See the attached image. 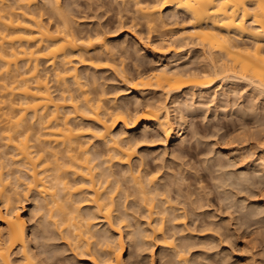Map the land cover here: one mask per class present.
Listing matches in <instances>:
<instances>
[{
    "label": "bare ground",
    "instance_id": "obj_1",
    "mask_svg": "<svg viewBox=\"0 0 264 264\" xmlns=\"http://www.w3.org/2000/svg\"><path fill=\"white\" fill-rule=\"evenodd\" d=\"M11 1L0 0V141L2 142H0L2 144L0 145V206L2 205L5 210L4 215L0 212V224L3 226L0 231V264H42L40 257L38 259L36 252L32 250L30 243L32 240L27 234V223L16 205L21 204L18 198L21 192L19 190L26 191L25 194L34 192L38 195L34 197L39 198L42 203L39 204L43 209L42 215L46 212L44 218L47 217L53 229L56 227L57 231L64 234L66 239H63L67 240L68 244L74 245L73 248L78 250V255L79 253L86 255L94 264H98V259L103 264H128L124 260L126 247L123 240V229L127 226L124 225V228L122 225L128 224L129 213L127 214L124 206L123 211L118 210L116 206L117 197H119L117 195L121 193L119 189L122 190V188L116 183L115 186L113 185L114 188L112 187L111 181L114 180L112 178L115 174L111 172L113 168L111 169L110 165L114 166L116 163L120 164L119 166L131 165L133 157H136L134 155L138 143L135 141L132 144V139L129 138L131 136L128 134L141 128L140 126L155 127L157 134L159 133L158 137L159 135L165 137L167 144L170 140L181 141L184 136L182 127L187 121L186 117L190 110L189 104L186 106L180 101L183 95L188 96L192 102L199 99L203 102L208 101L207 105H211L218 102L217 98L221 93L230 90L234 94L247 92L249 97L252 95L257 100L260 98L264 101V0H152L151 2L134 0L135 12L144 22V27L149 30H147L148 34L151 31L153 33V29L156 30L160 23L165 24L162 22L161 15L167 9L175 12L174 15L171 14L175 17L173 24L171 23L173 27L181 25L177 21L179 19H176L177 16H180L179 18L186 25L182 28L180 37H174L175 35L171 34V39L162 40L160 46L159 42L157 45L149 43L153 45L150 46L152 57L162 59V56L172 51L175 55L173 59L177 61L188 59L193 62V50L197 48L198 53H201L198 55L206 61L204 64L207 63L206 67L204 65L205 68L200 70L191 68L184 70L176 66L172 68L169 64L162 63L160 70L148 74L142 73L143 68L138 69L136 61L135 68L137 66V69L141 70L137 77L132 76L135 77L134 79L130 78L131 75L128 77V74H125V67H122L123 69L118 67L125 65L124 59L120 57L118 61L115 60V48L104 38L103 30L97 31L99 28L97 27L94 33L92 31V34L89 32L84 36L85 33L83 35L82 32H77L76 26L77 31L73 28L75 21L71 17V9L69 10L71 5L68 4L71 6L69 8L63 7V0H42L43 4H40L39 0ZM46 13L49 17H46ZM43 17L48 18V21ZM171 19L173 21V18ZM133 21L132 25H134ZM118 24L120 26L118 34H120L126 25L123 21H119ZM137 26L139 25L135 24L131 27ZM137 37H135V44L148 52L150 49V47L147 48L148 44L145 46L142 36L141 39ZM245 39L249 42H243ZM127 55L125 57L129 56ZM102 58L104 60L107 58L106 63L109 59L113 63L119 62L117 63L119 65L116 66L115 62L113 66L110 61L102 65ZM120 59L123 60L121 65ZM200 59L199 61H202ZM111 63L112 72L119 71L117 68L121 69L120 73H123L121 76L125 78L123 82L126 81L129 88L139 93L141 98L147 90L158 91L161 98H158L156 103H150L145 99L148 101L146 105H143L142 109H137L140 108L138 105L136 111L132 109L134 113L129 112L128 104L120 107L121 105L118 106L113 102L115 105L112 104V107L110 104L112 100H108L109 95H106L107 93H104L101 87L102 93L99 91L100 94L96 93L99 95L97 98H91L95 90V88L91 89L92 83L93 87L96 86V90H99L97 89L99 86L96 85L97 75L93 74V78L90 75L92 80L89 81L91 84L89 85L85 75L88 77L90 73H84L83 79L80 69L87 67L88 70L92 68L98 71L104 66L111 69ZM43 67H49L53 71L52 82L56 84V87L51 85V77L48 76L50 71ZM45 70L49 72L46 73ZM88 89L93 92L87 91ZM90 91L92 93H89ZM129 93H131L130 90ZM107 101L110 105L106 103ZM173 106L178 113V116L175 114L176 118L173 117L174 110L171 109ZM174 118L180 128L176 135ZM84 121H90L93 125L88 124L89 126L86 125V127L83 125ZM119 124L123 125V129L116 132ZM149 133L146 132L144 138ZM94 140H99L105 145L103 147L107 150L105 153L108 157L104 152H102L103 156L99 149L98 151L93 147L96 143ZM2 149L9 151L3 155L5 151H1ZM233 153L235 155L236 152ZM256 160L258 161L253 163L254 170L251 171L264 169V149ZM243 161L245 159H242ZM131 170H129L131 174L134 172L131 179L135 185L132 187L133 181L130 180L132 182L130 186L140 193L141 206L145 207L147 204L145 208L149 214L146 213L149 221L146 225L150 226L148 229L150 232L147 231L146 234L145 230L143 232L141 230L143 236L141 233L139 235L143 237L142 240H150L151 237L160 234L163 238L160 239L161 245L176 251L173 253L178 257L180 264H191L190 259L185 258L186 253L181 250L182 248H180L181 251L177 249L176 240L174 241V235H172L175 233L170 234L172 236L165 235L166 221L171 216L176 222L179 217L175 216L177 214L175 213L177 211H174L175 206H171V209L170 204L169 207L166 206L170 203L166 202V199L165 206L168 209L161 207L163 210L156 211L157 199L154 200L153 196L156 198L159 192L156 189L158 177L151 173V176L146 177V170L144 173L143 169L145 180L141 170V172L138 171L139 169L136 170L137 173ZM145 184L148 185V190ZM153 187L156 188L153 189ZM142 193L145 196L141 195ZM147 194L153 196L147 198ZM114 196H117V200ZM17 201L20 202L17 203ZM83 203L87 204V208L90 207L86 214H82L83 211L80 208ZM175 209L178 210V208ZM172 214L176 218L172 217ZM158 215H161L160 221L156 222L157 219L159 220ZM171 221L168 224L174 223ZM100 222L108 227L103 228L104 230L97 228ZM143 243L146 242L143 241ZM146 244L148 245V242ZM16 250L20 260L14 262L12 255L17 254ZM187 251L189 253V250ZM100 261H98L99 264Z\"/></svg>",
    "mask_w": 264,
    "mask_h": 264
},
{
    "label": "rangeland",
    "instance_id": "obj_2",
    "mask_svg": "<svg viewBox=\"0 0 264 264\" xmlns=\"http://www.w3.org/2000/svg\"><path fill=\"white\" fill-rule=\"evenodd\" d=\"M63 1H64L62 2L63 7L69 8L72 6L71 8H69V10L71 9L70 13L72 14V16L71 15L70 16L75 21L73 24L74 26L73 28L76 31L78 29L77 32L79 33L82 32L83 35L85 33L84 36H86L88 35L89 32L90 34H92L91 33L92 31L94 33L97 27H99L97 31L101 29L103 30L102 32H105L104 38H106L109 44H111V46L112 47L114 46L115 48L114 50V54H116L115 60L117 59L116 61H118L120 57L121 58L123 57L124 61L120 59V65H121V60L125 62L124 63L125 65L123 64L124 66L121 65L120 67L118 66L119 64L117 65V63L119 62L115 61L116 66H118L121 69H123L122 67H125L124 68V70L126 71L125 74L126 75L128 74V77L131 75L130 78L132 76L137 77L138 72H140L141 70V69L138 70L139 68L144 69L141 70L142 73H148V74L154 73L161 69L162 63H167L172 68L175 66L179 68L181 67L180 69L184 68V70H190V68L192 70H196V69L200 70V69H204L207 65V63L204 64L206 61L204 60L205 61L204 62L201 56L198 55L200 52L198 53L197 48H195L196 50L195 49L193 50V59H192L193 62H190V60L188 59L186 60L181 59L177 61L174 58L175 59L174 60L172 57H174L175 55L174 52L172 51L168 52L169 54L167 53L165 56H162L163 57L162 59L160 57L159 58L152 57L150 53L152 47L150 46H153L152 45L153 43L154 45L155 44L157 45V43L159 42L158 45L160 46V43L163 42L162 40H168V38L171 39L172 35H175L174 37H180L181 32H183L182 28L186 26L184 24L185 22L179 18L180 16H177L178 18H176L181 21L180 22L179 20H177L179 24H181L178 25L180 27L172 26L173 24L172 22H174L175 20L174 19L175 17L172 16L174 15L173 13L175 12L171 11V9L165 10L164 13H162L163 15H161L163 19L162 22H164L165 24L163 23L164 25H162L160 23L159 26H157L158 27L156 29L157 31L153 29L155 32L153 31L152 33L151 31L150 32L151 34L150 33L148 34L149 30L146 27H144L145 26L144 22L138 18L139 15H137V13L135 12L136 8L134 7L133 4L134 0L132 1L131 0H63ZM142 1L146 2L147 0H142ZM151 1L152 0H148L147 2H151ZM39 2H41L40 4L44 3V1L42 0H39ZM68 4L71 6H68ZM47 12H49V10ZM47 15L46 17H49V15L48 16ZM135 15L137 16L135 17ZM46 17L45 18L43 17L44 20L48 19ZM134 17H135V22L133 21ZM171 18H173V21H171L172 20ZM121 20L123 21V23H125L124 25L126 26L124 30H121L120 34H118L119 33L118 29H120L118 28L120 27L118 26L119 25L118 22L119 21L122 22ZM132 21L134 25L136 24L141 26L140 27L137 26L138 28L131 27L134 26L132 25ZM140 21L141 23L142 22L143 23L142 24L139 23ZM75 26L77 27V29L75 28ZM160 26H165V27L160 28ZM138 32H140L138 34L139 37H137ZM135 37L139 39L142 38L144 40L142 41L145 44V46L146 44L149 45V43H152L149 46L147 45L148 49L150 47L148 52L143 50V48L138 44H135L136 43ZM243 42L248 43L249 41L248 40L246 41L245 39V41L243 40ZM123 46H125L127 50H125ZM116 52H118L119 56ZM128 52H129L128 55L130 57L127 55ZM122 53L123 54L125 53L124 56ZM126 55L129 58L125 57ZM131 56L133 58H131ZM198 58L199 59L201 58L200 60H202L203 63L202 61H199ZM109 61L110 60L108 59V63L112 62ZM136 61H137V66H139L138 69L137 66L135 68ZM106 62H107V58L106 60L102 58V63H103L102 65L108 64ZM115 62L114 63L112 62L113 66L115 65ZM112 63L110 64L111 69H107L106 66H104L105 70L104 68H102L103 70L101 69L98 71L97 70L95 71L90 67L89 70L87 69V67H83L86 69H83L82 67H80L82 69L79 68L80 69L79 72L82 73L83 79H84V73H88V74L90 73L89 75H87L88 77H86L85 75L86 82L87 79L88 82L92 80L93 74L97 75L96 76L97 79L96 78L95 79L97 83L98 82L100 83V84L96 83V85L99 86V88L97 87V89L99 90H96V86L93 87V83L91 89L93 90L95 88L96 91L93 90L94 91L93 92L91 89L87 90V91L91 90L94 93L93 94L94 96L91 94L92 95V97L90 96L91 98L94 97L97 98L99 96L98 94H100L99 91L102 88L104 90V93H107L106 95H109L107 97L109 98L108 100H112V102L110 101L111 106L112 104L113 106L117 104L118 106L121 105L120 107H122V105L123 107H125V105L127 106L128 104V108H130V110L128 108L127 109L129 110V112L133 111V113L134 110L136 111V107L138 105H140V108L137 109H142V107H144L146 105L145 103H147L148 101H150V103L151 102L156 103V100L158 98H161V96H159L160 94L158 95L159 92L158 91L153 92V90H147L148 92L146 91L144 93L145 95L143 96V98H141L140 95H138L139 93L129 88L128 86L129 84L126 83V81L123 82L125 78L121 76V74L123 75V73H120L121 69L116 67L117 70L119 71H116L113 68V70H115L116 72L113 71L115 74L112 72ZM132 67H134L135 69ZM43 69H47L51 72V74H49L50 72L47 71L49 72L48 73L49 78L51 77L50 80L52 83L51 85L56 87L55 86L56 84H53L52 82L54 76L52 75L53 71L50 70L51 68L43 67ZM90 75L92 78L90 77ZM135 77L132 78L134 79ZM90 82L88 83L89 85H91ZM83 83H85V81ZM88 84L85 85L88 86ZM129 90L131 93H129ZM91 91L89 93H92ZM224 92L221 93L217 98V100L219 99L218 102L216 101L212 103L213 105L212 104L207 105L208 101L203 102L199 99L197 101L192 102L190 101V98L188 96L183 95V97L180 98V101L182 103H185L186 106L189 104L188 106H190L189 107L190 113L188 112L189 115L187 114L186 117L187 121L182 127L183 128L182 134H184V136L181 138V141L170 140V143L167 144L165 137L161 135H159L158 137L159 133L157 134L155 127L150 125L147 128L144 126H140L141 128L135 131H131L128 134V136H131L129 138L132 139L131 140L132 144H134L135 141L138 143V146H136L137 143L136 145H134L136 146L135 149L137 155L136 154L134 155L136 157H133L132 159L133 161H131L132 162L131 165L121 164V166H119L120 164L118 163H116V165L114 166H112L113 164L110 165L111 169L113 168L111 172H114L116 177L115 178L113 176L114 178H112L114 179L111 181L112 187L114 188V186L118 184L122 188V190L119 189L121 191V193H119L120 195L119 194L117 195L119 197L114 196L115 199L116 197L118 199V200L116 199L117 200L116 206L118 210L122 209V207L124 206L123 208L126 209L125 211H127V214L129 213L128 216L129 219H127L128 224L126 223L127 224L126 225L123 223L122 225L123 227L125 225L128 228V230L127 228L123 229L124 232L123 240L126 247V254L124 256V260L126 261V263L128 264H178L179 263L178 262L179 260L177 259L178 257L174 254L176 253V251L174 252L173 249L171 251L170 248L168 249L161 245L160 241L162 240L160 239L163 238L160 234H158L156 237L155 236L151 237V239L149 238L150 240H146V239H145L146 241L144 239L142 240L143 238L141 237L143 236L142 232L145 230L147 234V231H149L148 229L150 227V226L147 227L148 225H146L147 222L149 223L148 217L146 216L148 214V211L146 210L147 208H145L147 204L145 205V207L141 206V201L139 200L142 199L141 198L142 196L140 197L139 196L140 193L136 192L135 189L131 188V186L133 187V185H135L134 181L131 179L133 178L134 172L132 173L133 174L132 175L129 170L132 169L133 171H136L139 169L138 171L141 172L144 169V173L146 170L145 173L146 175L142 171L143 174L141 175H143V177L144 175L146 177L147 175L148 176L154 175L158 177L157 178L158 185L157 186L155 185L158 188L156 187L155 188L157 189V192L159 191L158 192L159 195L157 194V197L155 198L153 195L149 196L150 194H147L148 195L147 198L153 196L154 200L157 199V201H155L156 203L154 202L157 206L156 211L159 210L160 212L161 210L164 209L163 207H165L166 209L167 208L166 206L169 207V204H170L169 207L170 209L171 206H175V208H178L177 210L173 207L174 211H177L175 213L181 215V216H178L177 214L175 215L180 219L177 218V221L174 222L170 216V219L175 223V224L173 223L174 227L176 225L174 229L175 231L173 230L174 228L173 224L172 223L168 224L171 221L169 219L168 221H166L167 224L165 223L166 224L165 231L168 232V233L165 232V235L167 234L169 236L174 235L173 239L174 241L176 240L175 243L177 249L180 250V248H182L181 250L186 254L183 252L182 253L186 255V256L184 255L186 259L189 258L191 260V261L189 260L191 264H264V169H260L262 173L259 170L251 171L254 170L253 168L254 165L253 163H255L254 161H258L256 159L259 158V155H261V152L264 149V101H262L260 98L259 100H257L256 97L252 95H251L252 98L249 97V94L247 92H243L247 96H245V94L241 92L240 93L235 92L234 94V92L232 93L230 90L229 91L226 90ZM145 99H147L148 101ZM106 103L110 105L108 101ZM171 109L174 110L173 117L176 118L178 116V113L175 110V107L173 106ZM175 118L173 122H175L176 124L175 125V129H176L175 135H176L179 132L180 128H178L179 125L177 124L176 122L177 120H175ZM88 124L91 125L92 122L90 123V121H84L83 123V125L85 126ZM122 129H123V125L119 124V127L117 128L116 132H119ZM146 129L148 131H146ZM34 132H32V134ZM146 132H150L149 135H151V137L149 135L147 136L145 135L146 138H148L147 140L146 138H144V134H146ZM87 139H89V136H87ZM31 142L33 143V140ZM94 142L93 143L95 145L93 147L95 149L97 148L96 150L99 149L100 151L99 150L98 151L100 153L102 152L105 153V151L107 152V150H105L103 147L105 145L102 144L99 140H94ZM1 143L0 145H2ZM180 148H185V149H180ZM1 151L4 152L5 150L2 149ZM6 151L3 155L8 153V152L6 153ZM234 151L239 154L235 153L234 155L233 153ZM104 153H102V155ZM232 153H233V157L231 155ZM105 155L107 156L108 154L105 153ZM242 159L243 160L245 159V161L242 162ZM127 169L128 172L126 171ZM135 173H137V171ZM243 173L245 174L243 175ZM130 175H132V177H130ZM136 175L137 174H135V176ZM146 177H144L145 180ZM238 178L240 179L238 180ZM130 180L133 181V184L131 186L130 184L132 182ZM147 186L148 185H146V189L148 190ZM155 188L153 187V189ZM165 189L167 190V192ZM137 190L140 192L138 187ZM19 191L21 192L19 193V197L18 196L17 197L21 200V204L19 203L16 205L19 208L20 213L22 214L23 218L27 223V234L29 239L32 240L30 241L32 250L33 252L34 251L36 252L34 253L36 254V257H38V259L40 257L42 264H94L93 262L88 260L86 255L83 256V254L81 253H79L80 255H78V250H74L75 248H73L74 245L68 244L69 242H67V240L65 241L66 238L65 236H63L64 234H62L60 231H57V229H55L56 227H54L53 229V226L50 225L51 223L48 222V220L46 219L47 217L44 218L45 216L44 214L46 212L44 210L45 213L43 212L44 214L42 215L41 211H43V209L42 207H40L42 203L39 198L37 199L38 197L37 194H35L34 192L31 193L27 192L28 194L27 195L25 194L26 191L25 192H22V190ZM34 195L35 196L37 195V197L35 198ZM141 195L145 196V194L143 193ZM151 199L152 198H150V200ZM165 199L166 202H170L168 203V205L165 204ZM150 200L148 202H150ZM160 201L163 202L161 203ZM18 202L20 201H17V203ZM36 206L37 208L40 207L38 208L37 211H36L37 209ZM80 208L83 211L82 214H86L87 212H89L88 209L90 207L88 206L87 208V204L83 203L81 204ZM22 210H24V212ZM0 212L3 215L5 214V210L4 208H2V205L0 206ZM130 214L132 215V217ZM160 217L161 215L158 217L159 220L156 218L157 219L156 222L160 221ZM172 217H174L173 214ZM114 219L115 221H117L116 218ZM156 222L154 224H156ZM41 225L42 227H40ZM1 226L2 225L0 224V231H1ZM44 226H46L48 230ZM106 226L108 227V225H106L105 223L100 222L97 228L102 230L103 228L106 229L107 228ZM45 228L47 231L45 230ZM140 233L141 236L139 235ZM172 233H175L176 235ZM60 235L63 237H61ZM113 235H115V233ZM135 235L137 236L135 237ZM132 237L135 238L132 239ZM143 241L146 243L148 242V245L146 243H143ZM182 245H184L185 247H181ZM189 247L191 249H189ZM186 250H189V253L188 251L186 252ZM16 251L15 252L17 254L14 253L12 255V259L14 260V262L20 260L19 258L20 256L18 255V250ZM98 261L100 260L98 259ZM98 261L97 263L99 264ZM100 264L103 263H101L100 261Z\"/></svg>",
    "mask_w": 264,
    "mask_h": 264
}]
</instances>
